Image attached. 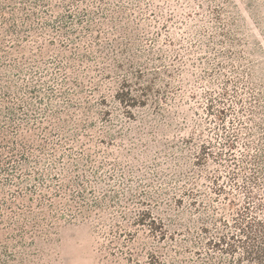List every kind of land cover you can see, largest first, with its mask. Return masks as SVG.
I'll return each mask as SVG.
<instances>
[{"label":"rangeland","instance_id":"1","mask_svg":"<svg viewBox=\"0 0 264 264\" xmlns=\"http://www.w3.org/2000/svg\"><path fill=\"white\" fill-rule=\"evenodd\" d=\"M263 137L264 0H0V206L45 205L44 264H264Z\"/></svg>","mask_w":264,"mask_h":264},{"label":"trees","instance_id":"2","mask_svg":"<svg viewBox=\"0 0 264 264\" xmlns=\"http://www.w3.org/2000/svg\"><path fill=\"white\" fill-rule=\"evenodd\" d=\"M264 139V137H263ZM262 146H264V143L262 144ZM262 150V153H264V148H259ZM26 162L28 160V158H25ZM42 176V175H41ZM29 177H27V179H25V181L28 180ZM23 178L21 175L19 174H14L13 177L8 178L7 182L8 183H4L3 187H1V192L2 190L5 189V185L6 184H11V185H17L20 186L23 183ZM256 181H252L253 186L252 189L255 188V184H258V178H255ZM38 191V188L35 187L34 188V194ZM249 194V198L251 199H255L259 202L258 206L260 207L259 209L264 211V203L261 200V198L257 195H255L254 190H250L248 189L246 191ZM26 196L24 194H22L20 191L19 193L14 194L13 198L10 199L9 201H4L2 204V207L0 206V224L4 223V222H9L11 228L13 226L18 227V234L13 235L12 233H10V230L7 228L5 229H0V236H4L7 239H10L11 241H13L14 239L16 240V238H18V236L21 237L20 243L18 245H16L14 243V248L15 251H10L11 245H4V247H0V253H3V256L0 257V262L1 264H12L11 261H17L19 264H44L42 262L43 258L45 259L47 256V252H45L46 248L49 249L47 246V243L49 240H42V229L45 226H48L50 228V226H53V221L52 223H47V221H44L42 219H48L46 217V213H44L43 211V203H39L38 206V210L33 209V205H26L25 203L21 202L18 203V200H25ZM46 199H48V197H45ZM28 201H30L32 204L34 203L35 199L34 197H28L27 198ZM50 200V199H48ZM256 202V201H255ZM20 204V205H18ZM4 206V207H3ZM47 206H49L51 208V210L53 211L54 208H56V204L51 201L50 204H48ZM16 209V210H15ZM8 210L10 213L9 215H4V211ZM54 212V211H53ZM52 216H56V214H52ZM8 217V218H7ZM44 217V218H43ZM46 222V223H45ZM256 222V221H255ZM46 224V225H45ZM257 224L260 225V230L262 233L263 239H264V221H257ZM47 228V229H49ZM46 229V230H47ZM38 232H40V234H38ZM30 233H36V235H40L39 238H34V243L33 245H35L36 247H38V254L36 257H32L33 254L30 253V250L27 249L28 246H25L26 244L24 243V238L29 235ZM48 235V232H45ZM254 238V237H252ZM18 241H16L17 243ZM18 246H20L21 250H18ZM248 253L254 257V256H260L257 257L258 262H260V258H264V245L262 246H251L250 250H248ZM259 254V255H258ZM6 255V259L4 258V256Z\"/></svg>","mask_w":264,"mask_h":264}]
</instances>
